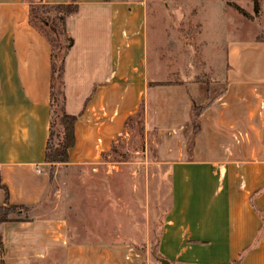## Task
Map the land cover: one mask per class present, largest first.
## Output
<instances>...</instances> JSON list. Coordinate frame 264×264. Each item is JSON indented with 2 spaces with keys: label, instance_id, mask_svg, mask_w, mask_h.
Wrapping results in <instances>:
<instances>
[{
  "label": "crops",
  "instance_id": "1",
  "mask_svg": "<svg viewBox=\"0 0 264 264\" xmlns=\"http://www.w3.org/2000/svg\"><path fill=\"white\" fill-rule=\"evenodd\" d=\"M36 1L70 2L0 0V182L26 208L0 225V264H160L110 217L78 219L63 183L70 173L50 175L52 46L30 21ZM148 11V0H80L67 19L65 111L78 121L60 167L102 164L143 110L170 171L156 255L170 264H264V39L232 43L211 81L165 80L150 68ZM194 106L205 107L198 133Z\"/></svg>",
  "mask_w": 264,
  "mask_h": 264
},
{
  "label": "rangeland",
  "instance_id": "2",
  "mask_svg": "<svg viewBox=\"0 0 264 264\" xmlns=\"http://www.w3.org/2000/svg\"><path fill=\"white\" fill-rule=\"evenodd\" d=\"M148 2L150 68L158 66L165 80L199 76L211 81L221 76L232 43L264 39V0ZM53 15L46 12L44 17ZM36 24L48 32L44 24ZM55 130L53 144L57 145L62 140L59 118ZM157 141L156 130L143 114L126 126L102 164L77 168L49 164L52 178L58 170L70 173L63 183L78 219L110 217L118 225L113 230L142 243L152 256L171 197L170 171L159 163Z\"/></svg>",
  "mask_w": 264,
  "mask_h": 264
},
{
  "label": "trees",
  "instance_id": "3",
  "mask_svg": "<svg viewBox=\"0 0 264 264\" xmlns=\"http://www.w3.org/2000/svg\"><path fill=\"white\" fill-rule=\"evenodd\" d=\"M80 0H70L67 4L47 5L42 1L32 2L30 9V21L50 42L52 46V87H51V123L49 142L46 151V163L51 165L67 164L69 162V150L75 146V124L78 121L76 116H72L65 111V82L64 66L65 59L72 47V38L67 30L66 21L69 17L79 11ZM46 12H52L54 15L46 19ZM36 21L45 25L48 32L43 31L37 26ZM205 107L194 106L192 119L195 133L200 129L199 116ZM143 115L140 110L135 116ZM134 116V117H135ZM131 117L127 125L133 120ZM59 118L62 131L59 135L62 140L53 144L55 135L56 120ZM0 188L5 191L6 201L0 206V225L11 221L13 215H19L26 208L14 206L9 201L8 189L0 182ZM3 256V247L0 244V257Z\"/></svg>",
  "mask_w": 264,
  "mask_h": 264
},
{
  "label": "water",
  "instance_id": "4",
  "mask_svg": "<svg viewBox=\"0 0 264 264\" xmlns=\"http://www.w3.org/2000/svg\"><path fill=\"white\" fill-rule=\"evenodd\" d=\"M154 257L158 260L160 264H170L166 259L160 258L157 255H154Z\"/></svg>",
  "mask_w": 264,
  "mask_h": 264
}]
</instances>
